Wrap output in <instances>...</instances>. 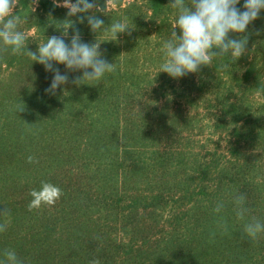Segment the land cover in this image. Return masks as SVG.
Listing matches in <instances>:
<instances>
[{"label":"clouds","instance_id":"clouds-1","mask_svg":"<svg viewBox=\"0 0 264 264\" xmlns=\"http://www.w3.org/2000/svg\"><path fill=\"white\" fill-rule=\"evenodd\" d=\"M117 0H105L101 7L97 0H53L57 7H64L68 19L60 22L57 29H62L61 36L47 37L46 41L39 43L37 51H30L27 46V33L21 30L23 23L15 10L20 0H0V58L5 55L25 56L33 63H39L45 70L54 73L51 85L46 92L55 95L57 90L68 84L69 76L61 74L54 64L64 65L68 72H82L72 83L77 87L89 85L91 82L101 81L106 73L115 71V64L107 62L100 51L101 43L93 44L82 42L78 29L74 28L72 17H80V23L87 19L93 33L109 37V41L118 39L119 34L130 33L127 20H116L105 26L97 13L107 15L109 8L116 5ZM38 0H29L34 8ZM241 0H170L168 7L174 10L176 21L170 38L164 42V60L160 65L159 73H167L173 79H180L187 74L198 73L202 67L211 66L214 57L231 56L238 60L246 52L248 44L247 29L256 21L264 11V0H244L241 11L237 6ZM69 29H74L70 44L66 43ZM179 29V34L177 32ZM239 34L240 38H230V34ZM32 63V64H33ZM225 68L228 65H224ZM66 93V90L64 94ZM261 95L260 91L256 93ZM29 164L39 163L38 159L29 155ZM62 189L58 186L42 181L39 190L32 189L29 195L32 200L28 210H39L42 206H53L62 196ZM234 211L239 220H244L250 209L246 207V194L239 193L234 197ZM223 203L217 204L215 212L220 213ZM10 210L5 209L0 217L7 218L0 223V233H4L10 223ZM218 227L227 231V222L221 218ZM252 242L264 234V222L256 217L245 223L244 232ZM214 235V234H213ZM0 264H24L13 249L3 251ZM90 264H101L100 259L94 258Z\"/></svg>","mask_w":264,"mask_h":264}]
</instances>
